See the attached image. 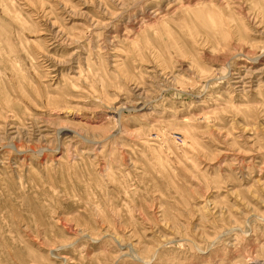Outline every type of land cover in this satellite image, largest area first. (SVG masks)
Returning <instances> with one entry per match:
<instances>
[{
  "label": "rangeland",
  "instance_id": "obj_1",
  "mask_svg": "<svg viewBox=\"0 0 264 264\" xmlns=\"http://www.w3.org/2000/svg\"><path fill=\"white\" fill-rule=\"evenodd\" d=\"M0 264H264V0H0Z\"/></svg>",
  "mask_w": 264,
  "mask_h": 264
},
{
  "label": "bare ground",
  "instance_id": "obj_2",
  "mask_svg": "<svg viewBox=\"0 0 264 264\" xmlns=\"http://www.w3.org/2000/svg\"><path fill=\"white\" fill-rule=\"evenodd\" d=\"M238 76V75H237ZM240 78H242V77H240ZM238 81V80H237Z\"/></svg>",
  "mask_w": 264,
  "mask_h": 264
}]
</instances>
